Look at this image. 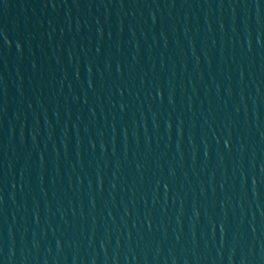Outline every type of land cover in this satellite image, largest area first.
<instances>
[{"label":"water","instance_id":"95a60500","mask_svg":"<svg viewBox=\"0 0 264 264\" xmlns=\"http://www.w3.org/2000/svg\"><path fill=\"white\" fill-rule=\"evenodd\" d=\"M0 264H264V0H104L0 115Z\"/></svg>","mask_w":264,"mask_h":264}]
</instances>
